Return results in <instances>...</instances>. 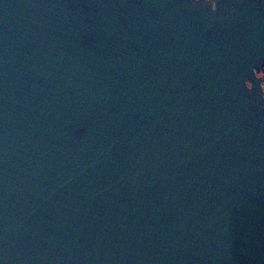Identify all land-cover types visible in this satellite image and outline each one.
Returning <instances> with one entry per match:
<instances>
[{
    "label": "water",
    "instance_id": "obj_1",
    "mask_svg": "<svg viewBox=\"0 0 264 264\" xmlns=\"http://www.w3.org/2000/svg\"><path fill=\"white\" fill-rule=\"evenodd\" d=\"M264 0H0V264H264Z\"/></svg>",
    "mask_w": 264,
    "mask_h": 264
},
{
    "label": "flooded vegetation",
    "instance_id": "obj_2",
    "mask_svg": "<svg viewBox=\"0 0 264 264\" xmlns=\"http://www.w3.org/2000/svg\"><path fill=\"white\" fill-rule=\"evenodd\" d=\"M257 76L259 78H261V85H262L263 91H264V64H263L262 68L260 69V71L257 73Z\"/></svg>",
    "mask_w": 264,
    "mask_h": 264
}]
</instances>
